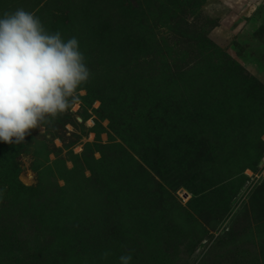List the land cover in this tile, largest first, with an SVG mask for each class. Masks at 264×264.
I'll return each instance as SVG.
<instances>
[{
    "label": "rangeland",
    "instance_id": "rangeland-1",
    "mask_svg": "<svg viewBox=\"0 0 264 264\" xmlns=\"http://www.w3.org/2000/svg\"><path fill=\"white\" fill-rule=\"evenodd\" d=\"M17 8L77 38L91 75L0 141V264H264V0H0ZM175 88L183 135L163 126ZM195 172L198 210L175 190Z\"/></svg>",
    "mask_w": 264,
    "mask_h": 264
},
{
    "label": "clouds",
    "instance_id": "clouds-1",
    "mask_svg": "<svg viewBox=\"0 0 264 264\" xmlns=\"http://www.w3.org/2000/svg\"><path fill=\"white\" fill-rule=\"evenodd\" d=\"M90 70L77 38L50 33L35 14L17 8L0 16V141L21 144L79 100ZM105 256L108 253H104ZM120 264H131V254Z\"/></svg>",
    "mask_w": 264,
    "mask_h": 264
},
{
    "label": "trees",
    "instance_id": "trees-1",
    "mask_svg": "<svg viewBox=\"0 0 264 264\" xmlns=\"http://www.w3.org/2000/svg\"><path fill=\"white\" fill-rule=\"evenodd\" d=\"M185 86L184 85L182 87V91H186L185 90ZM235 90V89H233ZM232 91V90H231ZM162 92V90H161ZM184 96L183 94L179 95L177 93V89H173V103L175 105V108H176V113H173L171 114L170 116L168 115L169 118H173L172 121H174V124L173 122H169L165 119L163 121V126L164 127H170L171 126V123H172V126L175 127V129L177 130V132L179 134H185V132H183L182 130H180L179 128L176 127L177 123L181 120V111L183 110V113H187V109H188V106H187V100L188 98H185L182 97ZM178 116V119L176 120L174 117L175 116ZM168 117H164V118H168ZM168 118V119H169ZM189 173H186L184 174V176L182 177L181 181L178 183L177 187L175 188V190H178L179 187H184L186 188L189 192H191L193 194V198L188 202V205L190 206V209L192 210H198L200 207H202L203 205H205V203L207 202L208 200V195L205 194L204 190H206L205 186L203 185L202 181H201V177L198 175L197 172L193 173V174H189ZM21 188L22 190H24L25 192L29 191L28 188L24 187L22 184H21ZM167 210V209H166ZM165 209H163V211H166ZM165 214V213H164Z\"/></svg>",
    "mask_w": 264,
    "mask_h": 264
}]
</instances>
